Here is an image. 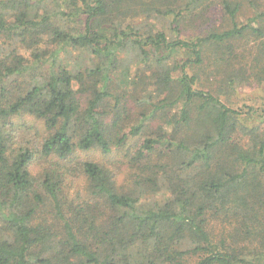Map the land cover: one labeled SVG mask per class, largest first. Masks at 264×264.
Listing matches in <instances>:
<instances>
[{"label": "trees", "instance_id": "1", "mask_svg": "<svg viewBox=\"0 0 264 264\" xmlns=\"http://www.w3.org/2000/svg\"><path fill=\"white\" fill-rule=\"evenodd\" d=\"M0 264H264V0H0Z\"/></svg>", "mask_w": 264, "mask_h": 264}, {"label": "rangeland", "instance_id": "2", "mask_svg": "<svg viewBox=\"0 0 264 264\" xmlns=\"http://www.w3.org/2000/svg\"><path fill=\"white\" fill-rule=\"evenodd\" d=\"M215 15H217V14H215ZM259 106H261V105L260 104H255L254 108H257Z\"/></svg>", "mask_w": 264, "mask_h": 264}]
</instances>
